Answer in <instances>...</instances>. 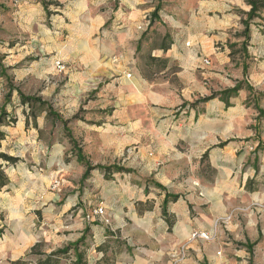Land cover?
<instances>
[{"label":"crops","instance_id":"obj_1","mask_svg":"<svg viewBox=\"0 0 264 264\" xmlns=\"http://www.w3.org/2000/svg\"><path fill=\"white\" fill-rule=\"evenodd\" d=\"M53 2L59 8L50 18L57 41L53 50L57 59L73 63L74 80L92 84L110 80L101 96L108 100L115 92L120 109L122 105H151L150 114L136 117L127 131L138 134L135 158L155 170L154 182L165 190L154 188L161 193L158 206L152 215L144 212L146 221L141 227L125 221L126 191L100 186L97 206L105 214L99 216L94 210L89 220L72 213L63 221V214L78 197L70 198L65 206L66 201L56 203L54 194V228L43 223L31 235V222L26 228L17 215L41 210L54 199L38 201L39 208L21 206L20 201L15 206L11 200L22 197L11 194L15 185L9 179L0 191V215L5 218L0 219V264H37L76 242L86 229L87 264H264V229L262 238L250 226L252 235L245 234L246 224L235 216L240 209L235 200L245 193L264 203V190L250 193L245 188L248 178L257 180L264 173V150L254 151L256 132L264 131V120H257L256 111L247 103V88L230 96L218 94L243 80L253 90L264 91V22L251 23L246 51L232 55L244 40L240 34L250 10L246 0ZM158 6L159 20L151 24ZM147 57L166 61V68L146 77ZM150 64L153 71L156 65ZM168 76L177 79L180 86L172 85ZM212 93L218 95L192 105ZM183 103L187 112L173 115ZM116 118L122 122L127 115L118 112ZM261 140L264 142V134ZM206 153L208 157L203 158ZM203 162L217 170H223V164H234L236 170L227 171L235 175L216 174L211 184H206L203 175L195 171ZM145 190L143 201L147 202L150 192ZM115 193L120 195L118 200L110 198ZM86 194L87 205L93 204L89 192ZM166 194L179 196L168 203L167 219L162 213ZM10 201L12 206L7 205ZM194 232H205L209 239L194 238ZM248 245H254L249 252ZM59 259V264H73L76 253L72 249Z\"/></svg>","mask_w":264,"mask_h":264},{"label":"rangeland","instance_id":"obj_2","mask_svg":"<svg viewBox=\"0 0 264 264\" xmlns=\"http://www.w3.org/2000/svg\"><path fill=\"white\" fill-rule=\"evenodd\" d=\"M49 2L53 0H0V111L3 108L6 111L3 124L0 125V131L4 134L0 153L18 158L16 163H7L3 159H0V163H3L5 174L14 181L15 187L10 189L11 194L18 193L22 200L24 199V201L11 200L12 204L18 206L20 201L21 206L31 205L39 208L41 204L38 201L46 202V197H53L51 204L47 202L41 210L17 215L19 219H23L26 228L31 222L32 235L35 233V227L38 228L43 223L48 228H54L57 217L56 203L63 204L66 201V206L70 198L74 199L76 196L78 199L70 210L63 214L62 220H69L67 216L72 213L82 214L89 220L90 213L98 209V200H101L100 186L105 185L114 187L116 191L119 189L118 191L127 192L124 196L128 206L125 221L127 225L135 222L141 227L146 221L145 215H152L158 206L161 193L155 192L154 188L162 192L165 189L160 184L161 188L158 187L154 182L155 170L147 165H141L135 158L137 154L135 139L138 134L135 135L127 129L136 117L149 115L151 105L126 107L122 105L120 109V105H116L119 100L115 92L108 96V100H103L105 97L101 96L104 92L102 90L111 84L110 80L96 84L86 80L84 83L74 80L73 63L67 65L57 59V54L53 50L57 41L54 35L56 31L53 30L50 18L59 12V8L54 4L46 6ZM40 11L43 16H40ZM263 22L264 20L255 19L256 24L260 25ZM255 23L253 25L256 26ZM238 49H242V46ZM58 61L64 65L62 70L56 66ZM125 75L128 78L129 72ZM144 75H148V71H144ZM168 77L172 85L180 86L177 79L173 76ZM248 91L250 97L247 103L256 111L257 120L260 118L264 120V91L259 89ZM20 93L41 97L63 120L68 121L67 129L72 132L82 153L93 166H117L128 171L114 172L108 177L102 169L96 168L86 179H83L85 166L78 161L76 149H73V144L66 135L63 122L49 116L45 107L23 103ZM9 94L10 96H7ZM205 98L194 100L192 105L206 102ZM254 100L258 103L260 100L263 109ZM256 105L263 112H259ZM187 108V104L183 103L174 109L173 115L185 114ZM118 112L126 113L127 118L121 122L116 118ZM263 132V130L256 132L254 140L258 144L254 149L256 153L258 150H264L258 148L260 143L264 147V142L261 140ZM236 157H239V154ZM222 166L223 170H217L218 167L214 168L203 162V165L201 164L195 171L203 175L207 180L206 184H211L210 179L216 174H223L222 176L229 178L235 175L234 172L230 175V171H227V169L235 171L234 164L227 163ZM56 179L61 180L58 189L53 187ZM248 179L245 187L247 192L264 190V173L257 176V180ZM145 187L146 193L150 192L146 195L150 198L147 202L143 201L142 191ZM86 192L91 195L90 200L93 204L89 202L87 205ZM3 194L2 192L1 195ZM54 194L57 196L56 203H54ZM255 196L245 193L244 196L237 198L235 202L237 201L236 204L240 209L235 216L239 217L241 223L246 224L245 234L251 233L250 226L254 231L257 229L262 238L264 203ZM119 197L120 195L116 193L110 195V198L116 200ZM11 201L7 205L12 206ZM81 209L84 213L80 211ZM134 212L135 214H132ZM144 212L147 213L144 215ZM0 219L5 220L2 214ZM252 222H254L253 226ZM253 247L254 245H248L247 251L249 252Z\"/></svg>","mask_w":264,"mask_h":264},{"label":"trees","instance_id":"obj_3","mask_svg":"<svg viewBox=\"0 0 264 264\" xmlns=\"http://www.w3.org/2000/svg\"><path fill=\"white\" fill-rule=\"evenodd\" d=\"M248 6L250 7L249 12L246 13V19L243 21L244 23V30L242 31V33L240 34V36H242L244 38L243 42H242V49L237 50L235 52H232L233 54H236L238 52H245L246 51V47L248 45V41L250 40V25L253 21H255L256 18L264 20L263 14H264V0H246ZM48 4H55L54 2H49L46 4V6ZM160 9V7L158 6V8H156V10L154 11L152 18H151V24L155 23L157 20H159V15H158V10ZM147 64L149 66L148 69H146V71H148V75H146V77L150 76L151 73H155V72H160L161 70H164L166 68V64L167 62L162 60V59H157L155 57H147ZM150 63H155V69L152 71L151 69V64ZM175 68H171V71H173ZM244 72H246V66L244 67ZM9 80V79H8ZM11 87V86H10ZM243 88H247L248 90H251L252 88L248 85V83L243 80L242 82L238 83L234 88L232 89H228L223 91V93H218V94H223V95H232L237 93L239 90L243 89ZM218 94H212L210 97L205 98L204 101L210 100L212 98H214L215 96H217ZM7 96H10L7 95ZM20 97L22 99L23 103H29L35 107H45L46 110L48 111V115L53 117L54 119L60 120L61 122H63L65 128H66V135L70 140V143L73 144V149H76V156L77 159L80 163H82L85 166V173L83 176V179H86L91 171L93 169H102L105 172V176H111L114 172H122V171H126L127 169L122 168V167H117V166H100V165H96L93 166L86 158V156L82 153L81 148L79 147L76 139L73 138L72 132H70L67 129V124L68 121H65L62 119V117L53 109V107L46 101H44L41 97L38 96H26L23 95L22 93H20ZM257 106V105H256ZM259 112H263L258 106H257ZM0 125L3 124V120H4V116L6 115V111L5 108L1 109L0 111ZM4 139V134L0 131V147H1V141ZM258 148H264L263 144L260 143ZM208 154L206 153L203 158H207ZM0 159H3L5 162L7 163H16L18 158L15 157H11L8 156L4 153H0ZM128 171V170H127ZM9 184V178L8 176L5 174L4 168H3V163H0V190H2L5 186H7ZM158 187L161 188V186L159 184H156ZM179 196L178 195H166L165 199H164V203H163V208H162V213L163 215L166 217V219L168 218V213H167V206L168 203L170 201H176L178 200ZM169 223V221H168ZM87 233H88V229L85 230L84 235L78 239L76 242L69 244L68 246H66L63 249H59L56 252H53L50 256H48L45 260L43 261H38L37 264H59L60 262V257L62 255L67 254L70 250H74L76 253V260L73 264H87L86 260H85V255H86V243H85V239L87 237ZM122 244V243H121ZM83 247V249H81V247ZM101 248V247H100ZM99 248V249H100ZM35 250V249H34ZM34 252V251H33ZM105 259V258H104ZM107 263V261H106Z\"/></svg>","mask_w":264,"mask_h":264},{"label":"built area","instance_id":"obj_4","mask_svg":"<svg viewBox=\"0 0 264 264\" xmlns=\"http://www.w3.org/2000/svg\"><path fill=\"white\" fill-rule=\"evenodd\" d=\"M205 63H206L207 65H209V64H210L209 59H206V60H205ZM56 66H57V68H58L59 70H62V69L64 68V65L62 64L61 61L56 62ZM60 186H61V180H60V179H56V180L54 181V183H53V187H54L55 189H58ZM95 214H100V215H101V214H104V209H103L102 207H98V209L95 210ZM192 237H194V238H198V237H200V238H203V239H209V235H208L207 233H205V232H194V233L192 234Z\"/></svg>","mask_w":264,"mask_h":264}]
</instances>
